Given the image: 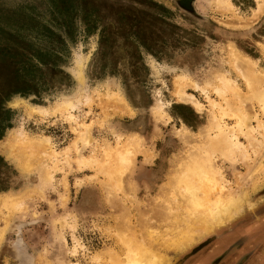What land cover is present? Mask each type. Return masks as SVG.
<instances>
[{
	"label": "rangeland",
	"instance_id": "rangeland-1",
	"mask_svg": "<svg viewBox=\"0 0 264 264\" xmlns=\"http://www.w3.org/2000/svg\"><path fill=\"white\" fill-rule=\"evenodd\" d=\"M225 1L232 7L0 0V264H113L111 255L124 259L118 237L126 233L168 264H264V109L256 97L264 88V10L253 15L261 0ZM239 56L249 57L252 87ZM40 57L57 62L39 64ZM220 77L232 79L239 96L218 94ZM22 83L30 90L13 91ZM179 86L193 98H179ZM66 100L73 108L57 109ZM226 100L247 115L255 150ZM160 103L163 117L154 114ZM31 106L41 109L29 114ZM215 118L234 127L246 158L205 147L218 133ZM21 133L47 136L50 145L23 152L13 144ZM128 139L138 145L119 177L105 151ZM198 156L212 162L242 209L177 250L163 243L184 227L174 219L186 215L176 176ZM12 196L18 204L9 209Z\"/></svg>",
	"mask_w": 264,
	"mask_h": 264
},
{
	"label": "bare ground",
	"instance_id": "bare-ground-1",
	"mask_svg": "<svg viewBox=\"0 0 264 264\" xmlns=\"http://www.w3.org/2000/svg\"><path fill=\"white\" fill-rule=\"evenodd\" d=\"M261 1L262 2L258 1L257 7L254 9L253 15L260 13L262 12V10H264V0ZM218 2L221 3L224 9H229L230 7H232L231 3L228 1L218 0ZM239 57H240L239 58L240 64L238 65L239 70L242 73L243 77L245 78L247 85L249 87H252L251 78L247 74V71L249 70L248 65L250 62L249 57L247 56H239ZM82 66H84L83 60L79 59L77 62V68H78L77 72L80 80L84 79L82 74ZM219 81L221 85L215 87L214 89L215 91H217L218 94L222 96L225 93H227L226 92L227 90H229V92L233 91L236 96H239L238 92H237L238 95L236 94L237 90L235 89L236 87H234L235 85L233 84L234 81L232 79L227 77H220ZM176 95L181 99L186 97L193 98V95L187 94L182 87L180 88V86L176 92ZM113 96H114L113 93L109 94V98ZM115 96L117 98V94H115ZM256 97L259 101V104H261L260 107L264 109V88H261L256 92ZM213 102L214 101H212V104ZM193 104L196 106L200 105L198 102L195 101L193 102ZM74 105L75 103L72 100H66L63 101L62 105L57 107V109H59L60 111H65L68 110L66 109L67 107L73 108ZM116 105H118V103H116ZM227 105L229 106L230 111L237 117L238 120L237 125L241 128L242 127L244 128L245 126L244 133L245 132L247 133V138L249 139V145L254 149V146L255 144H257V142H255L253 136L251 135L252 127L247 122L248 121L247 115L244 114L243 111L238 107L233 106L230 103V101H227ZM38 108L41 109V107ZM38 108L31 106V108L28 109L29 110L28 113L32 114V112L36 111ZM162 108L163 105L161 103L158 104V107L156 108L157 109L156 113H154L155 116L163 117L165 114H167L166 111ZM222 111H223L222 116L228 114L227 110L222 109ZM68 113L71 116L69 111ZM124 113H126V111ZM215 123L218 129L217 130L218 133L209 138V140L207 141V145L205 147L210 148L212 151L215 152L220 151L221 152L220 154H224L225 156H230V158L228 157L229 159H231V157L235 159L238 156L237 154L239 153L241 155V157L239 156L240 158L243 159L246 158L248 153V152L246 153L247 149L243 146V144H240V142L237 140L234 132V127L229 126V128L225 130L223 128V125L219 123V120H217V118H215ZM85 129H87V127ZM19 135L20 136H17L15 138L13 144L14 146L20 148L21 151L23 152L25 151L27 152L29 148H31L32 151L38 150L39 152H41L40 151L41 149H43L45 146L47 147L50 145L47 136L41 138L39 137L32 138L29 136L27 137L26 134L24 133H21ZM133 143L134 141L131 143V139H128L121 146H116L113 152L111 150H109L108 152L107 150L105 151L107 153V156H111V158H113L112 161H114L117 166V170L115 171L118 173L119 177L122 171L128 166L129 157L131 156L130 153L135 149V146L138 145L136 144L133 146ZM32 151L30 152V154L31 156L33 155V157H35L34 152ZM41 153H44V149L42 150ZM202 160L205 161L206 159L202 158L201 156L188 159V161H186L182 165L181 171L176 176L177 184L180 189L179 191L180 196L184 201V205L182 204L181 205L183 206L186 215H184L183 218H181L178 217V213H174L175 214L174 219L181 221L183 220L184 227L179 230V233L176 235L177 237L168 240L169 242L167 244L166 242L163 241L165 246H170V247L173 246L177 250H182L185 246H189L191 243H193L203 232L209 231L215 225H222L225 222L230 221L232 216L237 212H239V210L241 211L242 209L240 204L241 199L239 195L236 192L231 191L230 187L229 188L226 187L225 185L226 182H224V178L222 177V175L218 170L214 169V167L212 166V162L207 160V162L209 163L208 164ZM110 161L111 160L107 162L110 163ZM112 168L113 167L108 169L112 170ZM104 169L105 168H103L102 170L104 171ZM107 171H105V173ZM47 177L51 178V176L49 175ZM16 198H17L16 196L8 197V199L4 200V204L9 209H12L14 206H16V204H18V200ZM60 200L62 202L65 201L64 195H60ZM126 234H122V235L119 234L120 236L118 237L120 242H122L123 246L126 248L124 259L118 258L119 256L117 255H111L110 259L113 264H168L169 263V257H165L164 255L157 254V252H155L151 247H146L147 244L149 245L148 241H146L147 242L146 243L139 240H135L136 238L134 237L136 235L134 236V234H132L129 236L127 234L128 235L127 236Z\"/></svg>",
	"mask_w": 264,
	"mask_h": 264
},
{
	"label": "trees",
	"instance_id": "trees-1",
	"mask_svg": "<svg viewBox=\"0 0 264 264\" xmlns=\"http://www.w3.org/2000/svg\"><path fill=\"white\" fill-rule=\"evenodd\" d=\"M157 6H159V8L161 9V10H163V11H165V12H169V10H167V9H165V8H163V7H161L160 5H157ZM71 20V19H70ZM38 52H40V51H38ZM49 52H46V53H39V55H44V54H48ZM54 54L56 55V51L54 52ZM54 55V56H55ZM55 58V59H54ZM57 57H53L52 58V60H51V62L50 61H48V60H44L42 57H40L39 58V64H47V65H53V63H56L57 62ZM31 60V57L28 59V62ZM27 72L32 76V77H34V78H36L34 75H32V72H33V69H32V67L31 66H29L28 67V69H27ZM26 90H30L29 89V86H27V85H23V83L22 84H19V85H17L16 87H15V89L13 90V91H15V92H20V93H26L25 91ZM182 117V116H181ZM183 118V120H186L185 119V117H182Z\"/></svg>",
	"mask_w": 264,
	"mask_h": 264
}]
</instances>
